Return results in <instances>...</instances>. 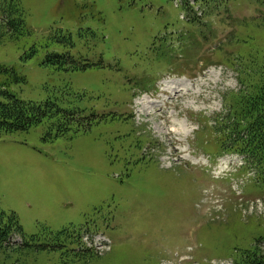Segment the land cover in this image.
I'll return each mask as SVG.
<instances>
[{"label":"rangeland","instance_id":"rangeland-1","mask_svg":"<svg viewBox=\"0 0 264 264\" xmlns=\"http://www.w3.org/2000/svg\"><path fill=\"white\" fill-rule=\"evenodd\" d=\"M215 1L190 0L186 13L174 0H20L26 26L0 28V65L24 79L0 72V102L78 107L88 125L55 137L57 114L0 132V212L17 216L27 241L12 234L0 264H245L246 251L264 254V181L212 127L240 87L224 61L264 60V3ZM67 52L98 65L46 61ZM71 228L101 232L109 247L55 238Z\"/></svg>","mask_w":264,"mask_h":264},{"label":"trees","instance_id":"trees-1","mask_svg":"<svg viewBox=\"0 0 264 264\" xmlns=\"http://www.w3.org/2000/svg\"><path fill=\"white\" fill-rule=\"evenodd\" d=\"M254 1L264 2V0ZM25 26V12L20 0H0V28L5 29L11 35H20ZM67 39L69 38H64L65 44H67ZM91 50L94 49L91 48ZM252 56L250 54L244 58L235 59L236 62L233 60L228 63L237 72L240 87L237 91H230L224 98L225 112L215 116L213 120L215 126L212 127L219 135L218 139L222 145L227 149L244 154L247 162L256 168L261 181H264V60ZM79 57V55H71L68 52L50 53L46 61L56 64L57 68L65 67V69L72 70L98 65L96 62H88L87 58L81 60ZM9 70L17 79H24L22 76H17L13 68L0 65V72ZM8 97L7 101L0 102V132L27 131L44 119L57 114L60 118L56 123L58 129L54 134L55 137L68 131L70 123L77 126L82 125L84 128L88 125L87 117H78V114L85 109L78 107L63 109L51 101L38 104L23 101L15 95H8ZM80 119L86 124L80 122ZM71 231L63 229L55 234V238L59 239L63 235L64 238L71 237V243L79 244V235ZM14 233L23 235L17 216L14 213L4 216V212L1 211L0 245H8L9 238ZM26 243L27 241L24 240L21 245H26ZM246 253L249 254L248 257L241 260L245 264H264V254H260L255 249L246 251Z\"/></svg>","mask_w":264,"mask_h":264},{"label":"bare ground","instance_id":"bare-ground-1","mask_svg":"<svg viewBox=\"0 0 264 264\" xmlns=\"http://www.w3.org/2000/svg\"><path fill=\"white\" fill-rule=\"evenodd\" d=\"M185 83V82H184ZM180 96H182V95H180ZM165 127V126H164ZM168 127V126H167ZM169 129H172V128H169ZM173 130V129H172Z\"/></svg>","mask_w":264,"mask_h":264}]
</instances>
